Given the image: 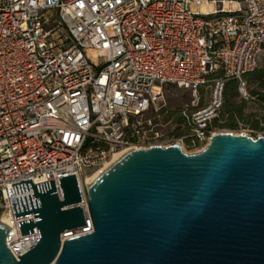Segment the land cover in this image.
Returning <instances> with one entry per match:
<instances>
[{
  "label": "built area",
  "instance_id": "1",
  "mask_svg": "<svg viewBox=\"0 0 264 264\" xmlns=\"http://www.w3.org/2000/svg\"><path fill=\"white\" fill-rule=\"evenodd\" d=\"M263 46L264 0H0V217L14 257L40 235L37 226L22 235L34 212L16 218L12 203L34 189L15 194L13 183L54 180L63 199L59 178L75 174L86 222L61 239L92 232L85 174L185 138L202 151L226 81L247 97ZM170 86L192 94L179 111L188 137L170 127Z\"/></svg>",
  "mask_w": 264,
  "mask_h": 264
},
{
  "label": "water",
  "instance_id": "2",
  "mask_svg": "<svg viewBox=\"0 0 264 264\" xmlns=\"http://www.w3.org/2000/svg\"><path fill=\"white\" fill-rule=\"evenodd\" d=\"M13 183L22 235L40 240L17 260L0 222V264H264V136L222 131L199 152L180 144L133 149L87 185L93 231L75 174Z\"/></svg>",
  "mask_w": 264,
  "mask_h": 264
},
{
  "label": "rangeland",
  "instance_id": "3",
  "mask_svg": "<svg viewBox=\"0 0 264 264\" xmlns=\"http://www.w3.org/2000/svg\"><path fill=\"white\" fill-rule=\"evenodd\" d=\"M258 67L264 68V49L261 53ZM252 89H257V85L255 83H251L247 81L246 90L250 93V96L244 97L241 93L234 97L232 100L236 102V107L242 109L243 114L245 116L246 122L240 120L238 117L234 118V121L237 122L236 128L231 127H221L215 126L214 128L221 131H230L234 133H243L250 135L252 137L264 136V108L261 104L255 100V97L251 94ZM210 96V88H207V92L204 89L202 92V101L201 105L206 102L208 97ZM192 100V94L189 90H185L182 88H178L175 86H170L166 91V101H167V110L169 111L173 121L170 124V127L175 131V133L181 137H188L189 128L186 124L185 119L180 116L179 111L183 109L190 101ZM233 121L228 115H225L224 119H221L219 123H230ZM188 139L185 138V142L183 148L188 153L195 152V148L188 146ZM105 165L97 167L88 175H92L101 167L103 168Z\"/></svg>",
  "mask_w": 264,
  "mask_h": 264
},
{
  "label": "trees",
  "instance_id": "4",
  "mask_svg": "<svg viewBox=\"0 0 264 264\" xmlns=\"http://www.w3.org/2000/svg\"><path fill=\"white\" fill-rule=\"evenodd\" d=\"M220 74L221 73L219 72L217 75ZM244 80L246 83L247 81H249L257 85V89H252L251 94L255 97V100H257L264 108V68L257 67L255 70L247 73L244 77ZM239 94V81L237 79L227 80L223 93V105L220 109L219 117L214 121L215 126L236 128L238 125L237 122L234 121V118L236 117L244 122L247 121L242 109L237 108L236 102L232 100ZM248 95L250 96V93H248ZM225 115H228L233 121H231L230 123H219L221 119H224Z\"/></svg>",
  "mask_w": 264,
  "mask_h": 264
},
{
  "label": "bare ground",
  "instance_id": "5",
  "mask_svg": "<svg viewBox=\"0 0 264 264\" xmlns=\"http://www.w3.org/2000/svg\"><path fill=\"white\" fill-rule=\"evenodd\" d=\"M222 132V131H221ZM219 133V131L215 130V134ZM129 151H124V152H120V153H117L115 154L111 160L107 161L104 165V167L100 168L99 170H97V172H95L94 174L92 175H88L85 174L84 176V179H83V182L86 184V185H89L91 184L103 171H105L108 167H110L114 162H116L119 158H121L123 155H125L126 153H128ZM0 222L6 224L7 221L5 218H2L0 217Z\"/></svg>",
  "mask_w": 264,
  "mask_h": 264
}]
</instances>
